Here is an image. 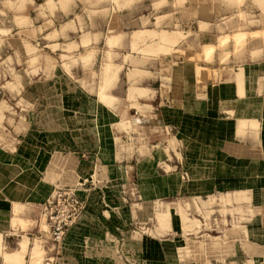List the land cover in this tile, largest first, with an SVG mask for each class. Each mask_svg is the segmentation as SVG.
<instances>
[{
  "label": "rangeland",
  "instance_id": "rangeland-1",
  "mask_svg": "<svg viewBox=\"0 0 264 264\" xmlns=\"http://www.w3.org/2000/svg\"><path fill=\"white\" fill-rule=\"evenodd\" d=\"M67 31L73 33L65 35ZM93 34L95 44L103 45L98 56L97 49L79 48L78 44L81 40L87 46ZM249 40H264V0H0V168L7 164L15 168L17 186L30 181V198L28 194L24 197L34 206L40 192L41 157L47 156L45 148L57 146L51 140L65 142L89 131L97 139L96 150L100 147L95 153L93 177L83 187L85 211L61 241L59 254L50 243L47 255L38 237L47 227L37 209L36 216L27 220L14 217L11 224L27 232L21 238L26 244L22 261L8 260L5 253L18 246L9 247L0 239V264H45L46 260L49 264H104L106 257L112 264H119L121 258L126 263L125 258L105 257L102 251L134 247L140 237L173 230L169 201L173 208L177 205L183 232L208 233L215 249L223 247L226 253L238 244L249 255L250 264H261L264 219L259 210L245 205L242 197L220 196L221 224L210 221L213 210L197 207L196 212L203 216L201 223L188 217L189 204L184 209L177 198L157 199L158 193L149 190L150 184L158 185V180L148 176L154 167L151 149L162 148L159 139L168 137V131L148 124L139 127L143 122L134 111L120 117L119 94L130 93L133 82L129 67L124 78L122 68L113 64L120 54H115V49L130 41L131 46L122 52L128 55L127 62L133 64L132 56L137 54L150 62L151 71H175L172 82L179 89L189 85V77L195 73L199 87L201 58L209 68H215L218 49L224 53L219 61L225 63L232 45L235 57L243 56ZM121 131L128 135L129 151L134 153L139 147L140 156L146 155L138 160V168L135 154L120 157L126 150ZM135 137L140 142L146 138V144L136 143ZM165 183L160 181V185ZM211 197L207 200L215 199ZM74 232H78L77 242L70 238ZM233 233H238L239 239ZM31 248L34 254H30ZM75 249H87L93 255H75ZM128 259L133 262L131 256Z\"/></svg>",
  "mask_w": 264,
  "mask_h": 264
},
{
  "label": "crops",
  "instance_id": "crops-1",
  "mask_svg": "<svg viewBox=\"0 0 264 264\" xmlns=\"http://www.w3.org/2000/svg\"><path fill=\"white\" fill-rule=\"evenodd\" d=\"M71 33L73 32L67 31L65 35L69 36ZM87 41L91 42L87 46H83L81 40L78 41L79 48L97 49L98 56L103 45L95 44L94 34L90 35ZM129 46L130 41L120 43L115 49V54L120 52L117 55L119 58L115 56L113 60L114 65L122 68L121 77L125 78L127 72H124L130 68L131 72L128 74L132 76L130 81L133 82L130 93L126 90L125 93L121 91L119 94L120 117L124 113L134 111L143 122L139 127L144 129L149 125L152 129L164 128L169 135L163 137V140L159 139L162 148L151 149L154 167L148 176L158 180V185L150 184L149 190L158 193L157 199L177 198L184 209L189 204L191 213L187 214L188 217L194 216L201 223L203 216L196 212L197 207L201 211L213 210L210 221L222 223L219 216V208L223 207L220 196L228 194L242 197L243 203L259 210L264 219V40H249L243 56L239 57H235L232 45L231 56L225 63L219 61V57L224 53H220L218 49L214 56V69L209 68L210 65L201 58L198 64L203 69L200 72V86L195 82L194 73V76L189 77V85L183 89L177 88L174 81L172 82L175 79V71L173 74L172 71L165 74L154 68L151 71L150 62L137 54L132 56L133 64L127 62L128 55H123L122 52ZM150 60L157 61L153 58ZM151 75L155 76V79H151ZM165 75L168 80H165ZM135 87L139 91L134 89ZM83 127L89 128V125ZM120 137L121 142L126 143L125 155L121 151L120 157L132 158L135 154L138 168V160H143L146 155L140 156L139 147H136L134 153L129 151L128 135L125 136L123 131L120 132ZM135 139L136 143L146 144L144 137L142 142L137 137ZM59 140L60 138L51 140L55 141L57 146L45 148V158L40 155L44 164L40 171L41 185L40 192L37 193V206L26 202L24 197L28 194L30 198V181L24 180L17 186L13 181L17 172L15 168L11 164L0 168V239L9 247L17 245L18 249L25 241L21 239L22 236L27 233L11 225L15 210L18 211L19 219L32 218L36 216L35 210H41L40 203L54 186H73L76 183L86 185L93 177L97 139H93V135L86 131L65 142ZM99 149L100 147L97 152ZM108 151L110 154L113 152L110 149ZM163 167H166L167 171L160 173L159 170H163ZM160 181L166 183L160 185ZM142 190L144 189L141 188L140 191ZM16 191L24 195L21 197ZM211 196L215 199L208 201L207 198ZM171 203L169 201L168 213L173 230L163 235L140 237L141 241L134 247L104 249L102 255H119L127 260L124 263L121 258L119 264H250L249 255L238 244L226 253L223 247L215 249L213 237L208 233L183 232L176 204L173 208ZM85 214L86 217L89 216L88 213ZM83 217L86 218L85 215ZM247 225L249 226L250 222H247ZM28 234L31 235L32 231H28ZM77 234L78 232L72 233L71 240L77 242ZM233 236L239 239L238 233H233ZM25 249H22V252L20 248L18 250L21 261ZM31 251L30 249V254ZM85 252L92 254L87 249H75V255ZM129 256L133 262L128 259ZM263 262L261 261V264H264ZM107 263L112 264L106 257L104 264Z\"/></svg>",
  "mask_w": 264,
  "mask_h": 264
},
{
  "label": "built area",
  "instance_id": "built-area-1",
  "mask_svg": "<svg viewBox=\"0 0 264 264\" xmlns=\"http://www.w3.org/2000/svg\"><path fill=\"white\" fill-rule=\"evenodd\" d=\"M84 185L83 183H76L73 186L56 185L40 203L47 230L43 233L39 232L38 237L42 238L44 247L47 248V255L50 251L47 245L50 243L55 248V254H59L61 241L85 211L86 198L82 193L85 191ZM46 261L45 264L50 263Z\"/></svg>",
  "mask_w": 264,
  "mask_h": 264
},
{
  "label": "bare ground",
  "instance_id": "bare-ground-1",
  "mask_svg": "<svg viewBox=\"0 0 264 264\" xmlns=\"http://www.w3.org/2000/svg\"><path fill=\"white\" fill-rule=\"evenodd\" d=\"M228 2V1H227ZM162 37V36H161ZM240 38V37H239ZM164 39V38H163ZM167 41V40H166ZM169 41H171V40H169ZM210 49V48H209ZM209 49H208V51H209ZM206 50H207V48H206ZM207 54V53H206ZM82 58V57H81ZM83 59V58H82ZM86 60H88V59H86ZM110 67V66H109ZM109 70V69H108ZM130 88V87H129ZM133 89V88H132ZM134 89H137L136 87L134 88ZM138 91H139V89H137ZM143 93V92H142ZM163 93V92H162ZM103 94V93H102ZM165 94V93H164ZM103 96H105V95H103ZM130 99V98H129ZM107 104H108V102L107 101H105ZM105 102H103V103H105ZM111 103H112V100L110 101ZM111 103H109V104H111ZM212 198V197H211ZM212 200V199H211ZM207 203H209V202H207ZM16 206H18V205H16ZM177 206V205H176ZM199 206H200V203H199ZM204 206H205V204H204ZM173 207V206H172ZM188 207V206H187ZM201 207V206H200ZM177 210V209H176ZM20 211V210H19ZM14 217H18V211L17 210H15V214H14ZM18 219V218H17ZM25 247H26V244L24 243V244H20V246H19V248H20V250H21V252H22V249L24 250L25 249ZM19 248L18 249H16V250H13V251H8V252H6L5 253V255L7 256V257H10L11 259H14L15 261H17V260H20L21 259V256L19 257V252H18V250H19ZM34 249V248H33ZM26 250V249H25ZM31 250H32V248H31ZM35 250V249H34ZM38 251V250H37ZM36 251V252H37ZM30 252V251H29ZM32 252V251H31ZM8 253H9V255H8ZM23 253H25V252H23ZM22 253V254H23ZM39 253V252H38ZM32 254H34V251H33V253ZM37 255V254H36ZM24 256V255H23ZM32 256H34V255H32ZM7 257L5 258V260L7 259ZM31 258V257H30ZM11 259H9L8 258V260H10L11 261ZM23 259V258H22ZM37 259V258H36Z\"/></svg>",
  "mask_w": 264,
  "mask_h": 264
}]
</instances>
